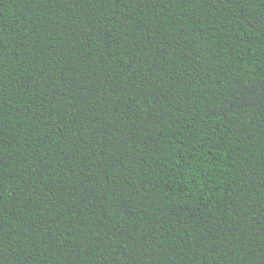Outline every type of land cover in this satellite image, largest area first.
Returning a JSON list of instances; mask_svg holds the SVG:
<instances>
[{
    "label": "trees",
    "instance_id": "obj_1",
    "mask_svg": "<svg viewBox=\"0 0 264 264\" xmlns=\"http://www.w3.org/2000/svg\"><path fill=\"white\" fill-rule=\"evenodd\" d=\"M0 264H264V0H0Z\"/></svg>",
    "mask_w": 264,
    "mask_h": 264
}]
</instances>
